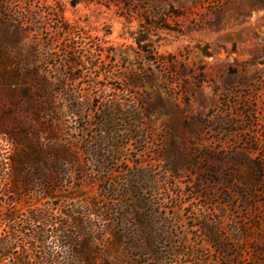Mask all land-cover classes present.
Segmentation results:
<instances>
[{
	"label": "rangeland",
	"instance_id": "1",
	"mask_svg": "<svg viewBox=\"0 0 264 264\" xmlns=\"http://www.w3.org/2000/svg\"><path fill=\"white\" fill-rule=\"evenodd\" d=\"M0 38L81 106L64 138L86 176L41 208L81 211L96 264H264V0H0Z\"/></svg>",
	"mask_w": 264,
	"mask_h": 264
},
{
	"label": "trees",
	"instance_id": "2",
	"mask_svg": "<svg viewBox=\"0 0 264 264\" xmlns=\"http://www.w3.org/2000/svg\"><path fill=\"white\" fill-rule=\"evenodd\" d=\"M153 28L147 22L145 28L144 22L133 37L138 52L149 55L145 57L148 67L157 62V57L150 56ZM11 45L13 40L0 38V48ZM32 62V58L0 50V264H96L102 252L94 247V225L78 216L81 211L68 208L57 220L41 208L72 174L86 176L77 167L89 150L64 138L74 131L71 124L76 117H81L80 104L71 94L57 101L53 81ZM65 64L72 70L85 66L74 55L66 57ZM105 112L102 117L114 119V108ZM82 213L104 218L95 205ZM107 246L118 253L122 238L113 235ZM120 263L126 264L113 262Z\"/></svg>",
	"mask_w": 264,
	"mask_h": 264
}]
</instances>
